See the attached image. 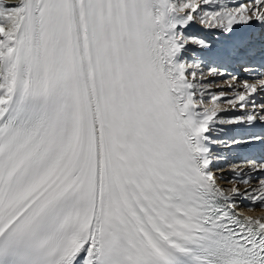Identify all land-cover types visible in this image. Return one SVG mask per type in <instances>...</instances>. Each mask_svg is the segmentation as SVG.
Segmentation results:
<instances>
[{
    "label": "snow or ice",
    "instance_id": "6c2138e0",
    "mask_svg": "<svg viewBox=\"0 0 264 264\" xmlns=\"http://www.w3.org/2000/svg\"><path fill=\"white\" fill-rule=\"evenodd\" d=\"M243 201L264 0H0V264H264Z\"/></svg>",
    "mask_w": 264,
    "mask_h": 264
},
{
    "label": "bare ground",
    "instance_id": "6f19581e",
    "mask_svg": "<svg viewBox=\"0 0 264 264\" xmlns=\"http://www.w3.org/2000/svg\"><path fill=\"white\" fill-rule=\"evenodd\" d=\"M226 175H227V173H226ZM225 183H226V181H225ZM246 204H249V202H248V201H243V202H242V204H241V210H245L246 212H249L250 210H249V208H248V205H246ZM257 207H258V206H255L253 209H254V210H258ZM259 213H263V214H264V209H263V211H261V212H259Z\"/></svg>",
    "mask_w": 264,
    "mask_h": 264
}]
</instances>
